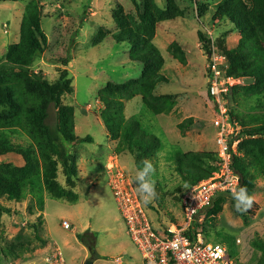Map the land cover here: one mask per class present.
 <instances>
[{"label":"rangeland","instance_id":"rangeland-1","mask_svg":"<svg viewBox=\"0 0 264 264\" xmlns=\"http://www.w3.org/2000/svg\"><path fill=\"white\" fill-rule=\"evenodd\" d=\"M29 1L0 0V57L6 54L8 46L18 42L23 8ZM221 1H40L41 26L47 46L30 68L31 75L52 83L59 71L66 69L73 87L71 96L63 94L60 97L59 111L50 106L47 123L54 127L72 122L73 135L88 136L91 142L66 149L77 169L76 185L72 190L74 201L51 198L46 192L36 195L29 191L19 203L0 199L3 207L0 212V264H43L44 258L55 250L63 253L68 264H84L92 258L93 264H117L114 260L118 257L122 259L121 264L141 263L107 185L111 171L135 178L134 159L129 153H115L117 141L108 137L101 118L103 106L98 101V92L106 84L135 81L144 72L141 64L129 61L128 39L116 37L125 29L124 24L115 22L117 16L149 39L163 58L159 73L167 81L157 84L154 94L170 97L175 102L171 112L154 116L142 105L140 97L135 96L123 101V114L125 119L139 121L141 129L155 136L161 144L157 158L151 160L156 169L152 179L157 200L151 202L154 210H146V213L152 229L160 233L166 226L179 224L180 200L190 188L175 171L173 153L211 152L217 155L218 151L216 123L219 117L207 95L206 54L198 33L206 35L217 47L220 40L226 48L234 47L239 40V34L228 21L216 18ZM168 7L172 8L173 17L160 20V13L166 12ZM149 26L153 28L151 34ZM173 42L185 52V64H180L168 52ZM65 57L70 61L64 67L60 61ZM240 81L246 83L245 79ZM227 104L229 108L230 99ZM186 121H189L188 127L184 131L178 129V125ZM7 132L13 144H30L25 134L11 129ZM4 163L17 168L25 166L21 156L0 157V171ZM56 182L67 190L59 165ZM251 196L256 205L252 218L246 212L237 213L230 197L217 200L218 208L203 214L208 240L230 238L236 264H256L259 252L253 242L264 243L263 179H256ZM62 221H67L71 229L63 230ZM79 235H83L82 240L77 238Z\"/></svg>","mask_w":264,"mask_h":264},{"label":"trees","instance_id":"trees-1","mask_svg":"<svg viewBox=\"0 0 264 264\" xmlns=\"http://www.w3.org/2000/svg\"><path fill=\"white\" fill-rule=\"evenodd\" d=\"M40 1L31 0L23 8L19 40L8 46L6 54L0 57V157L8 159L21 156L25 161L23 168L2 164L0 199L7 202H21L28 191L36 195L46 192L51 198L74 201L76 197L72 190L76 185L77 169L66 149L91 142L88 136L79 138L73 135L72 122L54 127L47 123L50 106L53 105L59 111L60 97L63 94L71 96L73 87L66 69L60 70L58 78L52 83L31 75L30 68L47 46V38L41 26ZM172 17L171 7L160 13V20H170ZM216 18L222 22L228 21L239 34L234 47L226 48L223 40H220L216 48L226 57L224 76L246 80V83L232 87L226 99H230L231 103L228 108L229 120L240 128L229 142L231 145L233 141H239L236 154L231 156V168L239 177V186H246L251 195L256 179L264 180V0H222L217 6ZM114 20L125 26L124 31L116 37L128 39L131 48L129 61L141 64L144 72L140 79L121 85L108 83L98 92V101L103 106L101 118L108 137L117 141L115 153H129L134 158L135 167L142 168V161L157 158L161 144L155 136L141 129L139 121L134 118L125 119L123 101L139 96L142 105L154 116L168 114L175 102L170 97L154 94L155 86L167 81L159 73L163 65L160 52L138 30L127 26L124 18L117 16ZM148 32L153 33L151 26ZM207 38L203 33H198V40L205 52L210 43ZM167 50L172 58L185 64V52L176 43L173 42ZM69 61L65 57L60 63L65 67ZM207 95L212 101L208 92ZM188 122L179 124L178 129L184 131ZM9 129L25 134L30 144H13L7 132ZM171 158L177 175L188 188L210 178L216 170L215 153L177 151ZM58 165L67 190L56 182ZM134 179L131 181L135 186ZM226 197L232 198V194L227 192L215 195L202 214L207 215L216 210L217 200ZM144 208L154 210L152 203L144 205ZM255 208L253 203L246 212L250 218L254 217ZM2 209L0 204V212ZM4 211L9 212L6 209ZM201 227L204 240L212 242L207 238L203 223ZM77 238L82 240L83 235ZM214 243L228 246V254L234 257L230 249V238L221 237ZM253 246L259 252L256 264H264V243L255 241Z\"/></svg>","mask_w":264,"mask_h":264},{"label":"built area","instance_id":"built-area-1","mask_svg":"<svg viewBox=\"0 0 264 264\" xmlns=\"http://www.w3.org/2000/svg\"><path fill=\"white\" fill-rule=\"evenodd\" d=\"M205 54L207 92L219 117L216 123V170L210 178L200 181L182 195L179 224L166 226L160 233L154 231L131 179L118 171L108 174V188L126 225L127 234L139 253L140 264H235L224 245L204 240L201 225L204 219L202 211L211 204L213 197L218 193H231V189L238 186L235 181L238 176L231 168V156L236 154L239 141H233L231 145L229 142L240 128L229 120L226 96L241 81L224 76L226 57L212 42ZM192 226L194 228L191 230ZM61 228L70 230L71 226L67 221H62ZM45 259L50 264H68L59 250ZM121 260L118 257L114 263L121 264Z\"/></svg>","mask_w":264,"mask_h":264},{"label":"clouds","instance_id":"clouds-1","mask_svg":"<svg viewBox=\"0 0 264 264\" xmlns=\"http://www.w3.org/2000/svg\"><path fill=\"white\" fill-rule=\"evenodd\" d=\"M134 159V158H133ZM143 167L135 170V188L137 196L144 205L151 203L156 198L155 181L152 176L155 174V167L151 160L145 159L142 161ZM237 187L231 189L233 207L237 213H245L249 211L253 205L254 197L249 195L246 186H239V177H235ZM44 264H50V261L45 259Z\"/></svg>","mask_w":264,"mask_h":264},{"label":"water","instance_id":"water-1","mask_svg":"<svg viewBox=\"0 0 264 264\" xmlns=\"http://www.w3.org/2000/svg\"><path fill=\"white\" fill-rule=\"evenodd\" d=\"M88 251H91V250H88ZM90 254H91V252H90ZM93 260V259H92ZM92 260H87V261H85V263L84 264H93V261Z\"/></svg>","mask_w":264,"mask_h":264}]
</instances>
